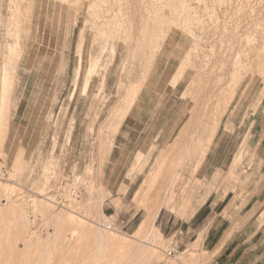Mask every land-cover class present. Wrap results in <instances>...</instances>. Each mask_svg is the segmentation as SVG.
Listing matches in <instances>:
<instances>
[{
    "label": "rangeland",
    "instance_id": "374dc122",
    "mask_svg": "<svg viewBox=\"0 0 264 264\" xmlns=\"http://www.w3.org/2000/svg\"><path fill=\"white\" fill-rule=\"evenodd\" d=\"M0 195V264H264V0H0Z\"/></svg>",
    "mask_w": 264,
    "mask_h": 264
},
{
    "label": "crops",
    "instance_id": "0c3cea01",
    "mask_svg": "<svg viewBox=\"0 0 264 264\" xmlns=\"http://www.w3.org/2000/svg\"><path fill=\"white\" fill-rule=\"evenodd\" d=\"M132 107H131L130 111L128 112V116H127L125 122L127 121L129 114L132 112ZM218 146H219V144L216 145L214 152L218 149ZM211 154H213L212 151H211ZM211 154L209 153L206 155V153H205V155L202 159V162H201L199 168L197 169V172H203V176H202L203 178L209 177L210 175L213 174L214 171L221 170V168H220L221 166H217V165L212 166L210 164L209 158H213L212 157L213 155H211ZM213 197H214L213 195L207 197L205 202L202 204L201 208L197 211V214L201 210H205L207 208H210L212 205L216 206V203H215V200ZM212 209H213V207H211V210ZM221 213H222V211L218 215L215 213V215L219 216ZM247 213H245L243 215H239L238 218H240V219L245 218ZM248 218L253 219L254 214L250 215V216L248 215ZM213 220L215 221L216 219L213 218ZM248 228H249V226L246 228L247 232L250 231V228L249 229ZM212 230H214V231H212ZM259 230L260 229L256 230L255 232L253 231L250 234V237H248V239L246 238V240H241L240 237H241L242 233H238L239 231L238 232L232 231L230 223H227L225 225V228L221 231L217 230V225L213 226L211 224L210 227L208 228V230L206 231L204 237H203V245H204V248L207 250V252H214L215 253L213 256V259L217 260V262L215 264H230V263L231 264H239L240 260L243 258V255H245V253H246V250H245V248H243V245L247 244L249 241H252L254 238L259 236V234H260ZM233 253H236L237 257L240 253V256L237 258L238 260L235 261L236 256L233 257V259H232ZM224 259H226L228 261H226L224 263L223 262ZM229 261H231V262H229ZM232 261H235V262L232 263Z\"/></svg>",
    "mask_w": 264,
    "mask_h": 264
},
{
    "label": "bare ground",
    "instance_id": "6f19581e",
    "mask_svg": "<svg viewBox=\"0 0 264 264\" xmlns=\"http://www.w3.org/2000/svg\"><path fill=\"white\" fill-rule=\"evenodd\" d=\"M3 94L5 95L6 94V91H4ZM4 95L2 97V102L5 101V96ZM1 119H2V114H1ZM95 234H96V236H95L96 241H102L103 240V237H104L103 236L104 235L103 229L97 227L95 229ZM50 241H51V236L48 237L47 245L49 244Z\"/></svg>",
    "mask_w": 264,
    "mask_h": 264
},
{
    "label": "built area",
    "instance_id": "2783aa9c",
    "mask_svg": "<svg viewBox=\"0 0 264 264\" xmlns=\"http://www.w3.org/2000/svg\"><path fill=\"white\" fill-rule=\"evenodd\" d=\"M50 198H51L52 202L55 203L56 205H62L63 206L65 204V199H63L61 197L57 198V196L54 195V196H50ZM0 199H3V197H1V195H0ZM173 254H174V251L173 250H170V251H168L166 253V255L168 257H172Z\"/></svg>",
    "mask_w": 264,
    "mask_h": 264
}]
</instances>
